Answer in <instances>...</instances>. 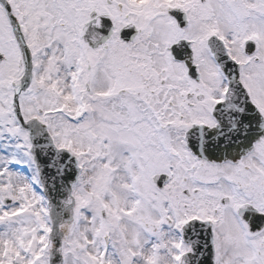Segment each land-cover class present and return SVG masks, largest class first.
<instances>
[{
	"label": "snow or ice",
	"instance_id": "snow-or-ice-1",
	"mask_svg": "<svg viewBox=\"0 0 264 264\" xmlns=\"http://www.w3.org/2000/svg\"><path fill=\"white\" fill-rule=\"evenodd\" d=\"M0 264H264V0H0Z\"/></svg>",
	"mask_w": 264,
	"mask_h": 264
}]
</instances>
